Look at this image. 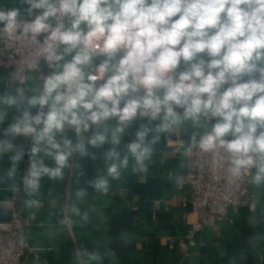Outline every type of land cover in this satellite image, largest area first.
<instances>
[{"label": "clouds", "instance_id": "clouds-1", "mask_svg": "<svg viewBox=\"0 0 264 264\" xmlns=\"http://www.w3.org/2000/svg\"><path fill=\"white\" fill-rule=\"evenodd\" d=\"M21 3L27 6L22 23L21 8L0 10V34L36 44L50 72L35 87L25 78L0 95V125L9 109L17 113L0 129V155L14 153L11 178L22 158L14 141L31 140L23 179L29 194L39 191L41 177L61 178L74 153L84 157L89 147L110 145L103 154L105 174L91 182L107 193L108 178L119 179L130 158L133 172L145 169L158 139L149 140L151 133L186 122L205 129L193 133L189 152L223 149L233 177L255 169L252 183H264V0ZM138 118L148 123L122 149L126 130Z\"/></svg>", "mask_w": 264, "mask_h": 264}, {"label": "crops", "instance_id": "crops-1", "mask_svg": "<svg viewBox=\"0 0 264 264\" xmlns=\"http://www.w3.org/2000/svg\"><path fill=\"white\" fill-rule=\"evenodd\" d=\"M26 7L21 0H0V10L21 8L20 20L27 18ZM45 72L48 70L42 64L40 73H29L28 86H37ZM10 73L0 66V95L13 92L18 85L10 81ZM8 111L0 129L11 124L17 114L14 109ZM147 123L146 118H138L126 130L121 148L134 139L141 124ZM155 123L158 122L149 127ZM204 130L186 122L168 132L151 133L149 140L154 136L158 139L152 145L150 160L145 161V169L133 172L135 162L130 158L119 179L108 178L107 193L96 191L91 182L105 174L103 154L110 145L100 149L89 147V155L84 157L74 153L61 178L52 180L43 176L39 191L29 194L23 179L29 167L28 149L32 142L17 137L14 142L22 158L16 162L13 177L7 173L14 153L0 155V210L11 211L12 215L18 209L29 222L26 237L31 250L26 254V264H264V183L260 186L251 183L253 208L231 210L225 220L195 234L187 253L179 248L180 239L196 216L190 209L172 202L174 197L185 195L182 186L189 163L185 154L174 155L167 143L183 141L187 150L192 145L193 133L202 134ZM67 136L76 141L74 133L68 132ZM3 138L0 131V139ZM92 154L96 159L91 158ZM45 163L55 166L49 158H45ZM80 190L86 193L82 197L76 195ZM158 203L168 204L157 208ZM90 254H99L101 259H90Z\"/></svg>", "mask_w": 264, "mask_h": 264}, {"label": "built area", "instance_id": "built-area-1", "mask_svg": "<svg viewBox=\"0 0 264 264\" xmlns=\"http://www.w3.org/2000/svg\"><path fill=\"white\" fill-rule=\"evenodd\" d=\"M37 48L30 40L9 39L7 35L0 34V66L10 70L11 82L19 84L22 79L27 80L29 73H40L42 64L48 72L41 74V77L49 74L50 69L38 56ZM167 144L174 155L185 154L189 163V171L182 186L185 195L172 199V202L190 209L196 216L178 243L181 252L187 253L194 244L195 234L203 228L225 220L233 209L254 207L250 193L254 169L233 177L223 149L203 152L193 147L189 152L184 149L183 141ZM164 204L168 203H158L157 208ZM28 225V220L18 209L12 212L9 221L0 222V264H26V254L31 250L26 237Z\"/></svg>", "mask_w": 264, "mask_h": 264}, {"label": "water", "instance_id": "water-1", "mask_svg": "<svg viewBox=\"0 0 264 264\" xmlns=\"http://www.w3.org/2000/svg\"><path fill=\"white\" fill-rule=\"evenodd\" d=\"M11 219V211L0 210V222L9 221Z\"/></svg>", "mask_w": 264, "mask_h": 264}]
</instances>
